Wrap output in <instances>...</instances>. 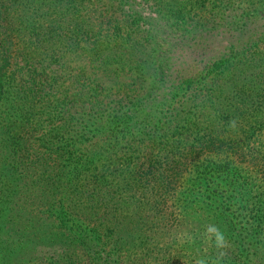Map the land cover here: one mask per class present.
<instances>
[{"label":"trees","instance_id":"obj_1","mask_svg":"<svg viewBox=\"0 0 264 264\" xmlns=\"http://www.w3.org/2000/svg\"><path fill=\"white\" fill-rule=\"evenodd\" d=\"M0 264H264V0H0Z\"/></svg>","mask_w":264,"mask_h":264}]
</instances>
